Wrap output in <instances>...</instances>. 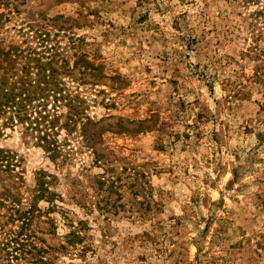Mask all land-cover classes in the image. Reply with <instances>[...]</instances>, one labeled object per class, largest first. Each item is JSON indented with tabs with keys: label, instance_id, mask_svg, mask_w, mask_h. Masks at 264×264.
Wrapping results in <instances>:
<instances>
[{
	"label": "rangeland",
	"instance_id": "374dc122",
	"mask_svg": "<svg viewBox=\"0 0 264 264\" xmlns=\"http://www.w3.org/2000/svg\"><path fill=\"white\" fill-rule=\"evenodd\" d=\"M0 15V49L52 61L64 97L0 133L20 161L0 167V264H264V0H4Z\"/></svg>",
	"mask_w": 264,
	"mask_h": 264
},
{
	"label": "trees",
	"instance_id": "16d2710c",
	"mask_svg": "<svg viewBox=\"0 0 264 264\" xmlns=\"http://www.w3.org/2000/svg\"><path fill=\"white\" fill-rule=\"evenodd\" d=\"M4 4V0H0V7ZM2 15H0V18ZM29 56H22L21 53H15L11 49H0V133L5 127H14L16 124L28 123L32 114L37 113L33 124L41 126L46 123L48 116L43 115L48 105L50 97L58 100L57 96L64 99L61 95L63 82L59 81L53 75H48L47 71H55L48 68L52 61L43 63L39 58L30 59ZM26 59V60H25ZM48 68V69H47ZM19 73L21 75H19ZM54 73V72H53ZM36 78H32V75ZM35 102H38V104ZM43 109L39 110V108ZM75 116L83 114V111L74 107ZM73 109V110H74ZM3 124H1V122ZM53 125V121L49 122ZM46 131L38 140L44 142L43 149L55 156L57 148L55 142L51 140L48 133L49 127H45ZM36 130V128H33ZM40 132V130H39ZM42 133V131H41ZM20 161L16 155L10 151L0 150V167L7 169L8 172L15 171L20 165ZM37 194L35 198L38 200H46L51 202L54 194L49 190V182L45 178H40L37 182ZM34 207V206H33ZM40 211L33 208L22 214L24 220L29 221L34 218V213ZM9 239H13L10 238ZM16 244L15 240H8Z\"/></svg>",
	"mask_w": 264,
	"mask_h": 264
}]
</instances>
